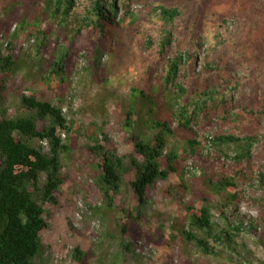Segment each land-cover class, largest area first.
Returning <instances> with one entry per match:
<instances>
[{
  "label": "rangeland",
  "instance_id": "374dc122",
  "mask_svg": "<svg viewBox=\"0 0 264 264\" xmlns=\"http://www.w3.org/2000/svg\"><path fill=\"white\" fill-rule=\"evenodd\" d=\"M113 1L115 25L100 36L84 27L93 0H75L62 23L43 13V0H0V53L13 56L17 64L4 76L0 120L21 114L19 97L34 94L61 109L73 124L64 139L70 149L61 156L64 182L58 206L45 217L47 228L40 235L45 251L38 262L77 264L73 251L78 249L88 264H247L227 256L203 257L176 232L185 225L187 204L199 207L204 198L219 206L221 200L206 190V180L238 173L236 213L233 206L226 212L246 223L257 221L264 242V188L257 180L264 174V0ZM162 5L181 13L164 49L162 23L153 12ZM97 47L101 55L95 63ZM180 53L191 55L175 81L184 93L164 84L168 60ZM60 54L64 74L50 78V65ZM140 92L152 95L155 105ZM198 100L206 102L202 111L196 112L189 129H179L175 114ZM162 121L171 132L165 135L164 154L174 150L180 165L177 173L147 192L141 218L135 221L129 216L138 211L128 184L132 172L124 173L119 194L106 208L94 184L98 160L87 150L92 144L87 136L96 133L101 145L124 158L127 170L129 156L139 160L132 153L131 137L152 141L161 131L154 124ZM224 134L257 139L248 165L234 164L232 147L212 145L215 135ZM189 139L198 146L193 155L183 153ZM175 186L179 189L170 194ZM211 214L223 225L216 209ZM235 242L245 243L250 252L245 257H252V264H264V250L251 239L242 236Z\"/></svg>",
  "mask_w": 264,
  "mask_h": 264
},
{
  "label": "trees",
  "instance_id": "16d2710c",
  "mask_svg": "<svg viewBox=\"0 0 264 264\" xmlns=\"http://www.w3.org/2000/svg\"><path fill=\"white\" fill-rule=\"evenodd\" d=\"M74 7L75 0H43V13L53 19L59 18L61 23L67 20ZM153 12L162 23L161 48L164 49L172 42L174 22L181 13L168 5L156 6ZM88 14L90 18L85 20L84 27L97 31L101 36L105 34L106 27L115 25L116 5L113 0H93ZM43 36L45 40L46 34ZM42 47L43 43L39 44L38 48ZM94 55L97 63L101 55L99 47L95 49ZM190 57V54L180 53L168 60L164 76L165 85L184 93L183 87L175 81L181 66ZM16 65L13 56H3L0 53V102L4 90V76ZM63 74L64 54H60L50 65L49 77H61ZM134 93L136 94V91ZM208 95L202 93L201 96ZM140 96L155 105L152 95L140 92ZM207 98L208 101L212 100ZM205 104L206 102L198 100L193 106H182L178 115L175 114L178 128L189 129L196 112L202 111ZM18 108L21 114L17 117L0 120V264H41L38 260L45 248L40 242V235L47 228L45 217H49L58 206V191L64 182L61 156L67 154L70 149L65 143L68 139H64L73 124L67 122L61 109L48 101L39 100L34 94L21 95ZM131 115L130 112L125 115L126 129L130 128ZM153 129L161 131L150 142L142 136L131 137L132 153L137 155L139 160L129 156L127 170L123 166L124 158L116 156L107 150L105 145H101L96 133L90 132L87 136L92 143L87 150L98 160L94 184L106 208L111 207L114 198L119 194L124 173L128 170L132 172V180L128 184L136 198L138 211L135 217L129 216L135 221L141 218L140 210L146 204L147 192L157 181H164L171 173H177L179 159L181 160L174 150L164 154L165 135L171 134L166 122L155 123ZM101 135L103 143L107 144V138L104 134ZM256 142L255 137L231 134L215 135L211 140L215 147H232L235 151L232 159L237 165H248ZM197 147L195 140L189 139L183 153L193 155ZM238 176L236 173L234 177L220 176L215 180H206L205 188L219 196V206L212 207L204 198L199 207L187 204L185 225H181L176 233L187 247H194L203 257L222 260L227 256L231 261L252 264V257H245L250 254L245 243L242 242L238 246L235 238L241 239L245 236L251 239L256 247L264 250L263 238L258 233L259 223L253 220L246 223L241 216L229 217L226 212L233 206L236 213L239 202ZM257 180L259 186L264 188V174H259ZM178 189L177 186L171 187L170 194L171 191L176 193ZM212 208L217 210V216L223 225L212 220ZM262 225L264 229V221ZM238 248L243 250V254L238 252ZM73 258L77 264H88L85 255L78 249L73 251Z\"/></svg>",
  "mask_w": 264,
  "mask_h": 264
}]
</instances>
